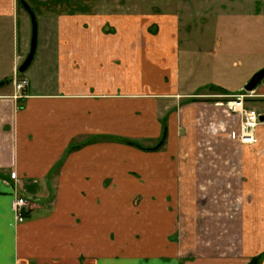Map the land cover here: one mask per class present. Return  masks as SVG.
Here are the masks:
<instances>
[{"label": "crops", "instance_id": "1", "mask_svg": "<svg viewBox=\"0 0 264 264\" xmlns=\"http://www.w3.org/2000/svg\"><path fill=\"white\" fill-rule=\"evenodd\" d=\"M217 1L189 15V48L180 43L185 12L178 2L166 12L137 15L46 1L54 9L38 15L44 42L37 66L24 73H30L28 88H0V264H248L264 255V220L253 228L246 217L264 215V158L241 144L240 117L230 108L263 67L264 46L256 60L241 49L240 37L241 22L264 20V10L255 8L264 3L256 1L249 15L237 0L215 8ZM27 14L18 0H0V72L10 71L0 80L13 78L22 63L23 30L32 26ZM107 23L111 33L103 29ZM150 23L158 26L156 35ZM221 38L237 39L235 47L225 48ZM247 55L251 61L242 69L236 64ZM252 95L244 107L264 111V80ZM167 115L168 140L160 151L118 142H158ZM178 135L181 146L170 151ZM256 136L264 142V122ZM134 181L149 203L189 199L194 216L204 204L221 202L224 215L244 217L245 226L232 228L230 218L223 226L222 242L232 246L225 259L187 256L177 244L175 252L143 259L105 242L103 232L119 227L115 185ZM15 195L33 200L20 224L11 209ZM173 212L145 208V230L156 228V216L159 229H176Z\"/></svg>", "mask_w": 264, "mask_h": 264}, {"label": "rangeland", "instance_id": "2", "mask_svg": "<svg viewBox=\"0 0 264 264\" xmlns=\"http://www.w3.org/2000/svg\"><path fill=\"white\" fill-rule=\"evenodd\" d=\"M22 7H20L23 12L27 14V10L25 8V4H27L31 11L34 13L37 19L38 23V38H37V47L38 52H41L42 43L44 42V33L45 29H43L42 19L38 15H43L44 13L48 12L49 9H54L52 7L45 6L47 4V0H22ZM49 1V0H48ZM62 1V0H59ZM70 1V6L67 7L69 10H81V9H87V10H97V11H115L119 12V14L125 13V12H133L137 15H148V13H155L159 11L166 12L169 8L174 9L173 7H170V5L176 4L178 2V5L180 6V9H182L185 13L182 15L181 20V29L182 32L181 37V45L183 48H189V46L192 45L191 36L194 35V29L189 22V15H192L191 13L198 12V11H204L207 10L211 5V0H67ZM229 0H220L217 4H221V2H225ZM234 1V0H232ZM241 2V12L245 10L246 14L250 15V11L254 12V9L260 12V10H264V7L256 6L253 7V4L256 1H260L261 3H264V0H237ZM236 1V2H237ZM93 4V5H86V4ZM226 3V2H225ZM258 3V2H257ZM177 5V6H178ZM24 6V8H23ZM175 6V7H177ZM65 9V8H64ZM193 10V11H191ZM157 12V13H158ZM29 13V12H28ZM252 15V14H251ZM252 19V16H250ZM242 19V17H241ZM252 21V20H251ZM250 20L246 22L245 24L241 22V30L244 35L242 38L240 37V46L242 50H246V52L255 53L252 54L254 59H259L261 44L264 46V20L258 18L257 21L252 23ZM105 31H110V33L115 30L112 26L107 23V25H104L103 28ZM142 28L140 27L139 30ZM148 30L150 33L156 35V30H158V26H156L155 23H150L148 26ZM23 38H22V63L27 59L30 49H31V40H32V26L30 29L27 27L24 28ZM192 33V34H191ZM53 37V36H52ZM54 38V37H53ZM234 39H222V43H226V47L228 48L227 44H231L229 47L234 48L236 44H233V42H236ZM191 43V44H190ZM228 51V50H227ZM226 51V52H227ZM251 56L247 55L245 60L240 61L238 60L237 66H240L242 69L245 66H248L251 61ZM258 63V61H257ZM263 67L264 68V60H263ZM20 65V66H21ZM13 76L12 84L14 85L15 80H22L24 79V76L29 75L30 73L26 74H20L19 68ZM37 66V61L33 62L29 68V72L31 70H34V68ZM219 69V68H217ZM216 75L219 76V71H215ZM4 75L5 77L10 74V71L6 70L3 72H0V75ZM3 76H0V78ZM4 78V77H3ZM251 80V78H250ZM28 88V87H27ZM24 92V91H22ZM190 100V99H189ZM238 115V114H237ZM239 116V115H238ZM164 119L168 121V115L164 118H161L160 121L162 122ZM189 135L185 134L184 138L189 142ZM181 137L178 135V137L173 138L171 141V145L169 147L172 148L170 151H174L173 148L181 146ZM205 139H202L201 142L203 143ZM157 143L156 140H151L145 142L143 145L150 147L154 146ZM260 147L262 149L256 150L255 147ZM248 148H252V153L255 154V152L259 155H262L264 158V142L259 144L258 138H256V142L252 145H247ZM168 149V150H169ZM256 150V151H255ZM259 151V152H258ZM109 185V184H107ZM115 187L118 189L119 194V227L117 228L116 232H109V230H105L103 232V235L105 236L106 240L105 242H108L112 246L117 245V249L119 250L120 254H123L125 256H134L139 257L143 259H148L151 257H158L159 254L163 253L164 251L169 252H175V245L183 246V249H180L179 251H183L182 254L184 255H192L196 258V256L200 255H206V256H219L221 258H224L225 255H228L229 250L232 248L229 247L228 244H223L222 240L224 238V230L223 226L227 225V218H230V225L232 228H237L238 224H242V226H245V219L242 216L239 215H224L222 213V206L219 203H215L214 206L207 207V204H204L205 207L203 209L199 206V215L197 217L198 221H196L197 215H189V211L191 210L189 206V199L185 198L181 200H176L173 198L164 199L162 200L163 206H161L162 203H155L160 200H151L149 203L148 199H143V195L141 193L142 184L138 181H134L132 183H118L115 185ZM203 195H206V191L203 192ZM28 201V209L30 212L31 205H32V199L26 198ZM203 202L208 201V199H203ZM201 199L199 202H202ZM201 205V204H200ZM151 207L153 210L156 211H162L165 210L168 214L171 211H174L171 215L174 217V228L176 229H170V230H164L158 228V216L155 217V229H152L150 231H146L144 227H146V224L144 222V216L143 211L146 208ZM161 207V208H160ZM209 208L210 210H208ZM184 211L187 213H181L180 211ZM28 212V213H29ZM247 221H249V224L255 228L258 226L262 221L264 220L263 214H256L254 216L247 215ZM236 221V223H235ZM194 223L196 225H194ZM261 225V224H260ZM197 226V227H194ZM172 227V228H173ZM195 228V229H194ZM239 233V230H236L235 234L237 235ZM233 237V236H232ZM231 237V242H232ZM239 238L236 239V244L239 243ZM249 245V244H248ZM247 245V246H248ZM178 246V247H179ZM177 248V247H176ZM249 248V247H248ZM177 251V250H176ZM237 255V254H236ZM230 257V256H229ZM225 259V258H224ZM186 260H189L186 259ZM212 262V259H210ZM264 256L260 262V264H263ZM33 264V263H32ZM211 264V263H210ZM213 264V262H212Z\"/></svg>", "mask_w": 264, "mask_h": 264}, {"label": "built area", "instance_id": "3", "mask_svg": "<svg viewBox=\"0 0 264 264\" xmlns=\"http://www.w3.org/2000/svg\"><path fill=\"white\" fill-rule=\"evenodd\" d=\"M15 88L22 92L29 86L27 79L20 81L15 80ZM252 92L245 91L242 95L237 96L235 99L230 101V108L232 112L236 113L240 117V142L243 145H252L256 142V131L260 126L261 117L264 116V111H258L254 108L244 107V101L246 98L251 97ZM11 209L15 215L17 223H23L26 220V215L29 214L28 201L25 197L15 195L14 201L11 204Z\"/></svg>", "mask_w": 264, "mask_h": 264}, {"label": "trees", "instance_id": "4", "mask_svg": "<svg viewBox=\"0 0 264 264\" xmlns=\"http://www.w3.org/2000/svg\"><path fill=\"white\" fill-rule=\"evenodd\" d=\"M20 7H22V0H18ZM24 8V6H23ZM13 79L12 78H5L3 80H0V88L9 86L10 84H12ZM211 89L215 90V91H223L218 87H212ZM225 92V90H224ZM168 140V124H167V120L164 119L162 121V134L161 137L159 139V141L154 145V146H150V147H146L144 145H142L141 143H139L138 141L135 140H130V139H125V138H119L118 142L130 147H134L136 149L142 150V151H147V152H157L160 151L166 144ZM26 217H29V214L26 215ZM264 255H259L255 258H253L250 263L248 264H260L262 258Z\"/></svg>", "mask_w": 264, "mask_h": 264}, {"label": "water", "instance_id": "5", "mask_svg": "<svg viewBox=\"0 0 264 264\" xmlns=\"http://www.w3.org/2000/svg\"><path fill=\"white\" fill-rule=\"evenodd\" d=\"M26 10L29 12L31 19H32V40H31V49L30 53L27 57V59L24 61V63L19 68V73L24 74L31 66V64L34 61L36 50H37V38H38V23L36 16L31 11L30 7L25 4ZM264 80V68L261 69L258 73H256L252 79L249 81V83L245 87V91L247 92H253L258 88V86L262 83ZM261 122H264V116L261 117Z\"/></svg>", "mask_w": 264, "mask_h": 264}]
</instances>
